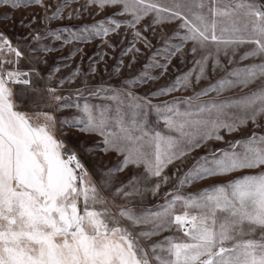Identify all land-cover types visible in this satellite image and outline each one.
Here are the masks:
<instances>
[{
  "label": "snow or ice",
  "instance_id": "6c2138e0",
  "mask_svg": "<svg viewBox=\"0 0 264 264\" xmlns=\"http://www.w3.org/2000/svg\"><path fill=\"white\" fill-rule=\"evenodd\" d=\"M78 2L61 0L49 16L44 0H0V5L13 12L31 5L45 8L41 19L45 27L32 39L38 47L46 40L59 42L61 47H40L41 63H47L45 54L100 41L98 50L89 56L87 72L77 66L60 80L59 87L79 80L74 91L65 95L58 94L57 87L45 89L48 102H55L57 111L73 113L58 121L49 112L29 115L18 110L15 85L23 86L20 103L30 97L36 103L35 69L19 70L24 53L0 32V264H264V133L225 140V135L241 131L249 122L260 127L258 121L264 118V3L170 0L167 6L159 0H85L81 9L64 17L70 4ZM4 7H0V16L15 22ZM92 8L98 12L111 8L131 19L121 21L109 15L78 28L48 27L56 20L81 18ZM150 15L153 20L141 30L138 26ZM176 20L181 21L178 30L155 36L156 25ZM18 23L30 26L35 17L28 25L23 19ZM150 27L162 43L131 74L137 54L142 56L143 49L154 47L144 34ZM121 28L126 31L120 32ZM128 29L132 30L131 39L109 71L105 60L109 53L102 49L106 46L115 52L117 44L109 38L119 36L123 43ZM244 45L253 47L236 60ZM129 54L125 64L123 56ZM78 55H84L82 47L62 57L46 79L50 81L69 67L67 62ZM178 55L181 64L186 56L193 57L192 68L171 83L152 89L149 95L137 94L141 86L159 84ZM222 57L228 64L249 59L260 62L233 67L193 96L152 103V99L194 91L201 81H210L209 72L225 71ZM101 64L105 65L102 69ZM99 73L119 83L101 78L93 84L91 78ZM257 82L260 87L245 96L196 103L212 93L219 96ZM152 114L167 132L149 123ZM58 125L60 136L78 132L101 137L99 143L85 147L86 154L115 152L123 159L106 167L97 184L77 151L57 138ZM212 141L227 147L210 149L196 159L165 194L159 208L136 207L146 194L157 195L176 178V173L166 174L170 166ZM127 169H131L128 179L114 186L116 174ZM246 170L254 174L234 175ZM205 179L218 182L197 193L183 191ZM257 229L261 231L259 239L237 241L238 236L251 235ZM165 231L180 232L187 239L164 237L145 243ZM230 242L234 243L226 246Z\"/></svg>",
  "mask_w": 264,
  "mask_h": 264
},
{
  "label": "rangeland",
  "instance_id": "374dc122",
  "mask_svg": "<svg viewBox=\"0 0 264 264\" xmlns=\"http://www.w3.org/2000/svg\"><path fill=\"white\" fill-rule=\"evenodd\" d=\"M61 0H44V4L49 6V9L47 11V15L51 16L55 10L56 5L60 3ZM161 4L170 6V0H159ZM258 2L264 3V0H258ZM85 3V0H79L78 3H71L68 10L63 13L64 17H67L69 14H71L74 10H79L82 8L83 4ZM0 7H4L0 5ZM4 11L7 12L9 17L14 16L13 20H5L3 16H0V32H2L8 39H10L14 46L18 47L23 53L24 58H22L19 61L18 68L21 71H32L35 69V72H39V77L35 75V72H33L32 75V81L36 88L35 93V99L36 103L31 102V97L29 99H24L23 103H20V91L23 86L21 85H15L13 86V94H14V100L17 101L18 110L24 111L29 115H33L37 112H49L56 116L57 120L59 121L61 118L65 116L72 115L71 110H65V111H57L56 110V104L55 102L49 103L47 100V93L45 89L47 87H57L58 88V94H67L69 91H74L75 88L79 85L80 81L77 80L75 84L69 85L65 84L63 87H59V82L61 79L67 77L71 71L79 66L82 70V72H87L89 67V56H91L94 52L98 50V46L100 44L99 40L94 41L93 43L89 44H74L71 46L64 47L62 50L54 51L48 54L44 55V59L47 60V63H41L38 57L41 56L40 47H42L44 44H48L51 47H54L56 49H60V43L56 42L54 40L52 41H43L41 42V45L38 47L37 43L33 41L32 35H34L36 32H42L44 29V25L41 23L42 17L45 15V8L39 6V5H31L28 7H24L18 10L11 11L9 8L4 7ZM206 11V9H205ZM113 15L114 18L126 21L130 20V16H120L118 13H116L113 9L109 8L102 12H98L95 8H92L88 12H86L83 17L77 18L75 20H67V19H60L52 22L48 27L54 30H59L63 26H68L72 28H78L82 24H92L97 21H100L102 19H105L107 16ZM35 17V23H32L30 26L21 27L18 23L21 19L24 20V24L28 25V22ZM154 15H150L146 17L141 24L138 26L141 30L144 28L145 25L150 24V22L153 20ZM181 23V21L176 20L173 23H163L160 25L155 26V36H159L161 34H167L171 35L174 30H178V25ZM126 31L125 29L121 28L120 32ZM131 29H128L127 32L129 33L128 38L123 41V43L120 42L119 36H113L109 39L112 40L113 43L117 44V48L115 52H113L111 49H108L106 46L102 49L104 51H107L109 53V56L105 57V60L107 62V66L109 68V71H111L112 65L116 63V60L121 57L122 50L127 47L128 41L131 39ZM183 31V30H180ZM153 29L150 27L148 32L144 33L146 36H148L152 40V44L154 45L153 49H143V55H138L137 63L133 67V72L131 74H135L136 70L141 67L142 64H144L147 61L148 56L151 55L152 51H155V48L159 47L162 41H158L155 36L152 34ZM174 43H179V41H173ZM138 47H142L141 45H137ZM189 44L185 48V52H187V48L190 47ZM83 48L84 55H78L73 60L67 62L69 63V67L62 68L61 72L56 73L54 77L48 81L46 77L48 74L57 66L58 63L61 62L62 57L68 56L69 52H71L74 48ZM253 45H244L239 49V52L236 56V60H239L240 55H242L245 51L251 50ZM132 54H129L128 56H123V59L125 61V64L129 62V59ZM115 57L116 59H113ZM222 63L225 65V71H219L217 70L215 73L209 72V75L211 77L209 80H203L199 85L195 86L194 91L188 90V91H179L175 92L172 95L168 97H163L159 99H152V103L154 105H159L163 103L164 100H172V99H183L189 96L195 95V92H199L202 89L206 88L208 84L215 83L219 78L224 76L226 74V71H231L233 67H245L253 63H259V60L255 59H249L245 60L241 63L237 64H228V61L226 58L222 57ZM193 57L186 56L185 57V63H180V57L179 55L175 58H173L172 65L169 67V73L164 77L163 80L159 82V84H149L148 86H141L137 90V94L139 95H149L151 90L154 88H158L163 85H167L171 83V81L180 73L187 72L190 68H192V61ZM5 67L12 68V65H5ZM105 65L101 64L99 65V68H104ZM156 74V73H153ZM101 78H103L105 81H109V77L105 73H99L96 77L91 78L92 83L96 84L98 83ZM112 84H118V80H111L109 81ZM260 87V83L257 82L256 84L250 85L247 89H233L230 91H226L223 94L217 96V94L212 93L207 97H203L202 100L197 101L196 103H203L205 101L209 100H227L232 99L236 97H242L247 95L248 93L256 90ZM183 107V106H181ZM157 117L152 114L149 116V123L152 124L153 127H155L157 130H160L162 132H167L165 125L163 122L156 123ZM260 127H255L251 122H249L248 126L246 128H243L241 131L233 133L231 135H225L223 132L221 135H225L226 141H236L243 138L249 137L253 132L256 133H264V118H261L259 121ZM57 138L63 139L66 145L69 148H74L79 157L82 159V162L85 164V167L88 169L89 174L94 182L99 184L101 175L106 167H114L115 165L119 164L120 161L123 159L122 156L117 155L115 152H110L109 154L105 155L102 152L95 151L92 154H86L85 153V147L88 145H93L99 143L101 140V137L99 136H86L84 134L78 133V132H70L67 136H60L59 132V125L57 127ZM227 145L222 142H209L206 146L201 147L197 149L196 151L192 152L191 155L184 158L183 161H178L176 164L170 166L166 170V174L171 176L173 173H176V178L170 180V182L167 185H164L161 187L159 193L155 196H153L151 193H148L143 198L142 203L140 201L136 202V207H147L152 209H157L159 206L164 203L165 194L168 193L172 188L173 185L176 184L177 179L184 174V172L198 159L200 156L208 154L210 149H220L225 148ZM177 168L179 169V172H177ZM255 171H260L259 169ZM131 169L125 170L123 173H117L114 179V186H118L121 181H125L128 179L130 175ZM247 174H254V172L245 171V172H238L234 175L236 177H240ZM233 177H228V179H232ZM217 179H205L198 182H195L193 185L186 187L183 191L185 193H197L200 190H203L205 188L211 187L213 184L217 183ZM150 183H155V181H151ZM119 199H117V203H120ZM180 206H177V211H180ZM245 231H247V225L245 226ZM261 235V231L257 229L255 233L251 235H244V236H238L237 241L247 240V239H259ZM164 237H173L180 238L186 240V237H183L182 233L176 232V231H165L160 236L154 237L152 240L147 241L145 243L151 244L154 242H158L164 239ZM234 242H230L226 244V246H231V244Z\"/></svg>",
  "mask_w": 264,
  "mask_h": 264
}]
</instances>
